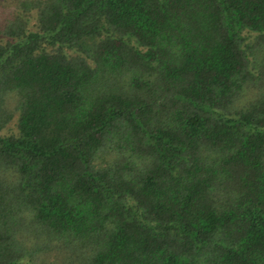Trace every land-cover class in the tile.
<instances>
[{
    "label": "trees",
    "instance_id": "16d2710c",
    "mask_svg": "<svg viewBox=\"0 0 264 264\" xmlns=\"http://www.w3.org/2000/svg\"><path fill=\"white\" fill-rule=\"evenodd\" d=\"M0 264H264V0H0Z\"/></svg>",
    "mask_w": 264,
    "mask_h": 264
}]
</instances>
